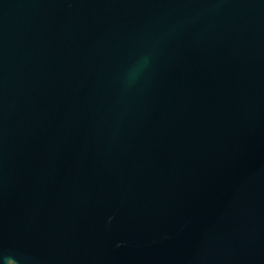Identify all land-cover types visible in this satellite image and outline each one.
I'll return each mask as SVG.
<instances>
[{
	"label": "water",
	"instance_id": "water-1",
	"mask_svg": "<svg viewBox=\"0 0 264 264\" xmlns=\"http://www.w3.org/2000/svg\"><path fill=\"white\" fill-rule=\"evenodd\" d=\"M0 264H264V0H0Z\"/></svg>",
	"mask_w": 264,
	"mask_h": 264
}]
</instances>
